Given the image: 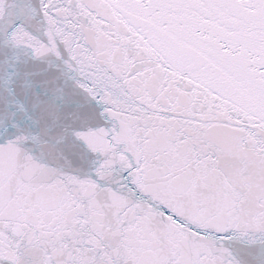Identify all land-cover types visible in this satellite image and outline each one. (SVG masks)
Instances as JSON below:
<instances>
[{"label": "snow or ice", "instance_id": "snow-or-ice-1", "mask_svg": "<svg viewBox=\"0 0 264 264\" xmlns=\"http://www.w3.org/2000/svg\"><path fill=\"white\" fill-rule=\"evenodd\" d=\"M0 264H264V0H0Z\"/></svg>", "mask_w": 264, "mask_h": 264}]
</instances>
